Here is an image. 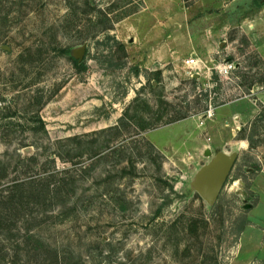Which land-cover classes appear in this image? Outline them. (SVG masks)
I'll use <instances>...</instances> for the list:
<instances>
[{
  "label": "rangeland",
  "instance_id": "rangeland-1",
  "mask_svg": "<svg viewBox=\"0 0 264 264\" xmlns=\"http://www.w3.org/2000/svg\"><path fill=\"white\" fill-rule=\"evenodd\" d=\"M176 1L166 21L147 0H0V264L235 262L241 221L264 199L252 190L264 172V60L240 27L245 6ZM180 24L203 40L194 74L189 52L153 57L163 28ZM208 148L239 154L214 206L193 185Z\"/></svg>",
  "mask_w": 264,
  "mask_h": 264
},
{
  "label": "crops",
  "instance_id": "crops-1",
  "mask_svg": "<svg viewBox=\"0 0 264 264\" xmlns=\"http://www.w3.org/2000/svg\"><path fill=\"white\" fill-rule=\"evenodd\" d=\"M147 1L148 3L152 2L153 4L158 3L161 6L160 13L153 10L149 11L155 17L166 21L171 18L170 7L171 8L173 7L176 0H147ZM199 1H201V3L203 4V9L205 8L206 5L207 6L209 4L215 5L217 3L214 0H199ZM231 4L242 5V7L245 6V9L243 8L242 10L240 27L243 33H245L252 40L253 46H255L257 52L264 60V0H232ZM181 7L183 8L184 11L179 14L180 15L179 19L183 18V21L184 20L187 21V19L189 20L191 13L190 10L188 11L187 7L183 4L181 5ZM207 13L209 17L207 16ZM207 13L205 10L200 12V14L203 15L201 18L204 19V21L206 20L207 17L209 19H212L210 11H208ZM166 25L168 26L169 23H166ZM190 29L191 26L189 24V29L187 28V31L190 34L188 35L189 36L188 37L187 35H185L187 31L184 28H182L181 24L176 35H172L168 27L163 28V32H161L160 36H162V48L165 51V53L161 52L160 50H159L160 53H157L156 52L157 47H153L154 50L153 57L155 59L158 58L160 60L162 57L165 58V56H167L170 59L171 54H174L173 55L174 59H176L179 56L186 57L185 54L189 52V57L187 59L196 56L200 60H202L198 55V52L200 51L201 45L203 43L202 37H200L201 34L200 33L196 34L194 32L195 35L197 36L194 37ZM204 29L205 31L204 32L202 31L204 35L208 33L210 36H213V41L207 40L205 36L203 37L207 41V49L211 52H214L217 42L216 28L210 23ZM184 35L185 37H183ZM152 38L153 40H155L154 39L155 37ZM175 53H177V55H175ZM186 60H185V64H186ZM248 100L249 102H251V104L249 103V106L251 105V108L250 110H248L246 114H242L241 118L244 119L245 117L247 121H250L256 117L259 109L257 108V104L255 100L250 98H248ZM245 124L247 123L245 122ZM252 190L260 198L264 196V172H261L256 176V178L253 181ZM263 205H264V199L263 201L260 200L257 206L253 208V212L249 218L250 222L242 233V237L240 241L241 245L238 256L235 259V262L233 261V264H246L247 262L252 261V259H255L256 257H258V259H264V209H262ZM245 239L247 246L249 247V249H247L248 253L249 255H251L250 260L249 259L245 260L240 258V255L243 254L242 252L245 246L244 245Z\"/></svg>",
  "mask_w": 264,
  "mask_h": 264
},
{
  "label": "water",
  "instance_id": "water-1",
  "mask_svg": "<svg viewBox=\"0 0 264 264\" xmlns=\"http://www.w3.org/2000/svg\"><path fill=\"white\" fill-rule=\"evenodd\" d=\"M86 49L87 47L83 46L77 51L79 60L83 59ZM205 155L212 159L198 171L193 185L200 196L214 206L236 165L239 154L220 151L213 156L212 150L208 148Z\"/></svg>",
  "mask_w": 264,
  "mask_h": 264
},
{
  "label": "trees",
  "instance_id": "trees-1",
  "mask_svg": "<svg viewBox=\"0 0 264 264\" xmlns=\"http://www.w3.org/2000/svg\"><path fill=\"white\" fill-rule=\"evenodd\" d=\"M108 30L110 29H113L112 26H109L107 28ZM123 47H125L124 45H122ZM75 65L78 66L79 68L83 65L79 62H77V60H75ZM213 80H218V75H214L213 76ZM41 108V107H40ZM3 110V109H2ZM34 119L40 124V129L42 131H44L45 133H47V128H46V125H45V122L40 114V111H37L35 114H34ZM9 117V116H7ZM187 117V115H183V116H178V117H174V118H177L176 120H179V119H182V118H185ZM174 118L170 119V122H174L176 121ZM260 118H263V116L261 114H259V117L258 119ZM260 121V120H259ZM258 120L256 122H259ZM246 128H243L241 131H245ZM230 178V177H229ZM235 180L239 179V177H234ZM251 187V183L247 184V188H250ZM221 196V195H220ZM220 198V197H219ZM219 200V199H218ZM217 204V203H216ZM249 224V219L248 218H243L242 221H241V225H240V229H239V233H243V231L245 230L246 226Z\"/></svg>",
  "mask_w": 264,
  "mask_h": 264
},
{
  "label": "built area",
  "instance_id": "built-area-1",
  "mask_svg": "<svg viewBox=\"0 0 264 264\" xmlns=\"http://www.w3.org/2000/svg\"><path fill=\"white\" fill-rule=\"evenodd\" d=\"M186 67L190 74H194V72H198L204 69V63L198 57L193 56L186 60ZM234 65L232 63H225L224 65H218L216 68L218 69L220 74L227 75L233 69ZM212 107V106H211ZM213 109L209 110V115H212Z\"/></svg>",
  "mask_w": 264,
  "mask_h": 264
}]
</instances>
